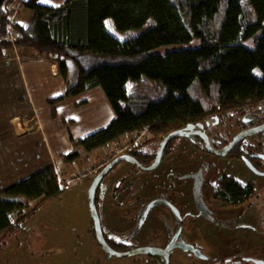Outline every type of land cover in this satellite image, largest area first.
Masks as SVG:
<instances>
[{"label":"trees","instance_id":"1","mask_svg":"<svg viewBox=\"0 0 264 264\" xmlns=\"http://www.w3.org/2000/svg\"><path fill=\"white\" fill-rule=\"evenodd\" d=\"M15 2L0 0V57L16 48L18 55L30 50L57 65L67 92L49 104L99 87L116 114L106 129L72 140L74 150L63 156L66 165L144 129L149 134L143 146L158 147L189 126L207 127L230 117L241 124L264 109V0H67L59 7L27 0L24 9L33 17L27 25L14 24L16 40L10 43ZM110 19L120 32L141 30L150 20L155 25L120 41L107 30ZM172 46L180 48L160 53ZM143 75L160 85L129 93L128 82ZM57 172L40 170L0 195V238L14 235L44 204L65 193ZM255 190L252 183L224 176L202 192L206 202L237 207L249 203ZM237 263L245 264H220Z\"/></svg>","mask_w":264,"mask_h":264},{"label":"rangeland","instance_id":"2","mask_svg":"<svg viewBox=\"0 0 264 264\" xmlns=\"http://www.w3.org/2000/svg\"><path fill=\"white\" fill-rule=\"evenodd\" d=\"M18 21L21 24L25 19L19 17ZM154 25L155 22L150 20L141 30L120 32L111 19L106 21L107 30L120 41L135 38ZM197 45L198 43H194L187 47ZM246 45L251 47V44ZM179 48L164 47L160 53ZM28 56L31 57L32 53ZM159 85L157 78L143 75L131 79L127 91L132 93ZM54 99L56 98L50 100ZM58 105L48 103L47 119L52 121L53 127L50 130L58 137H62L66 128L65 134L68 137L61 152V155L66 156L74 150L73 138H70V135L75 134L78 140L80 136H90L93 128L89 125L91 122L82 123V111L74 114V123L66 122L65 116L59 114ZM112 110L116 118L113 107ZM254 122L255 127L264 124V109ZM237 124V119L230 117L220 125H212L209 136L219 141L218 143L233 140L242 130ZM79 128L84 130L82 134H78ZM128 138L129 135L91 154L83 152L81 158L73 165H66L63 157H58V168H54L58 171L57 174L59 173V182L64 184L67 190L60 198L44 204L14 235L0 238V264H132L134 260L138 264L139 260L145 259L144 256L117 259L106 255L98 244L89 207V190L93 181L84 178L82 182H73L87 173L92 166L97 168L105 163L109 159L111 149L117 144L123 145ZM199 144L197 139L173 143L171 146L174 148V155L166 158L158 170L151 173L141 172L125 162L120 163L102 181L96 197L97 212L105 238L114 242L116 250L123 253L141 246L161 249L174 237L178 238L179 242L194 247L205 257L204 260L193 252L175 249L171 254V264H220L236 261L264 264V177L254 175L249 167L238 159L219 158L203 152L197 147ZM260 144H264V132L244 141L240 149L252 151ZM155 148V144L149 143L138 151L152 154ZM182 162H189L190 165L181 167ZM43 169L45 168L36 169L34 174ZM181 169L186 174L174 177ZM224 176L233 177L243 184L253 181L256 186L255 196L249 203L237 207H230L219 201L206 202L203 187L215 185ZM183 182H189L191 190L188 193L185 187V195L188 193L189 196L187 200L177 201V195L173 193L167 196L162 194L164 188H171L173 185L175 187V183L179 185ZM130 185L142 190L138 194L141 203L166 198L173 208L176 206L179 209L189 205V209L183 207L189 214L186 215V212L180 209L179 212L183 215L181 221L166 205L157 203V206L151 208L155 209L147 216L146 226L140 230L138 220L134 221L135 216H132L133 212L129 209L134 196H129L128 199L122 195L116 196L118 190ZM153 259L163 264L159 258Z\"/></svg>","mask_w":264,"mask_h":264},{"label":"crops","instance_id":"3","mask_svg":"<svg viewBox=\"0 0 264 264\" xmlns=\"http://www.w3.org/2000/svg\"><path fill=\"white\" fill-rule=\"evenodd\" d=\"M19 17L25 19L21 24L27 25L33 13L23 9L16 22H20ZM5 56L0 57V195L34 175L36 169L58 168L56 160L64 156L61 152L68 137L65 127L62 137L56 136L50 130L52 121L47 119L48 101L63 97L67 92L58 66L33 56L30 50L19 51L20 60L9 63L5 62ZM57 107L65 121L72 123L74 114L82 111V123H92L89 124L93 128L90 135L106 129L115 120L112 106L99 87L67 99ZM83 132L79 128L78 134ZM87 136L89 134L80 136L78 140ZM71 137L78 142L75 134Z\"/></svg>","mask_w":264,"mask_h":264},{"label":"flooded vegetation","instance_id":"4","mask_svg":"<svg viewBox=\"0 0 264 264\" xmlns=\"http://www.w3.org/2000/svg\"><path fill=\"white\" fill-rule=\"evenodd\" d=\"M262 113V112H261ZM260 113V114H261ZM259 115V114H258ZM258 115H256L254 118H249V119H244V120H241V124L239 123V121H238V119H237V121H238V128H240V127H242V130H241V132H243V131H246V130H249V129H252V128H256L255 127V122H254V119L256 118L257 119V117H258ZM244 121H246L247 123L246 124H243L244 123ZM256 121V120H255ZM224 121H222V122H220V123H216V125H220V124H222ZM212 125H214V127L216 126L215 124H213L212 122H209L208 123V125H207V127H204V126H202V129H203V131H205L206 132V134H207V136L209 137V140H210V143H211V146L215 149V150H217V151H220V150H222L223 148H225L232 140H229V141H224V142H222V143H218L219 141H217L216 139H211V137L209 136V133H211V128L213 127ZM264 125V124H263ZM194 127V126H193ZM200 127V126H199ZM199 127L198 128H195L194 127V129H197V130H199ZM209 131V132H208ZM257 136V135H256ZM252 138V137H251ZM194 139H197L199 142H200V144L197 146L199 149H201L203 152H205V153H207L206 152V150H205V148H204V144H203V142H202V140H201V138L200 137H198V136H191V137H189V138H180V139H175V140H173V141H171L167 146H166V148L164 149V152H163V156H162V160H161V162H160V165H159V167L161 166V164L163 163V161L166 159V158H169V157H171L172 155H174V148H172V144L173 143H175V142H178V141H180V140H187V141H193ZM234 139V138H233ZM249 139V138H248ZM248 139H245L244 141H246V140H248ZM148 139L146 138V140H145V142L147 141ZM212 140V141H211ZM244 141H242L234 150H233V152L231 153V154H229L228 156H226V157H233V156H235V154H239L240 156V159H238L240 162H243L244 164H246L248 167H249V169H250V171L254 174V175H256V176H259V178H262V177H264V144L262 145V144H260V145H258V147H256V148H254V150H252V151H248V150H242V149H240V147H241V145H242V143L244 142ZM143 143L141 146H139V147H137L135 150H133L132 152H129V153H127V154H124V155H126V156H130V157H133L138 163H139V165L141 166V167H143V168H149V167H151L152 165H153V163H154V161H155V158H156V153H157V150H158V148H159V145H158V147H156L155 148V150L153 151V153L152 154H147V153H140V151H138L139 150V148L140 147H142L144 144H146V143ZM190 143V142H189ZM219 146V147H218ZM182 148H183V146H182ZM154 154V155H153ZM208 154V153H207ZM124 155H121V156H124ZM210 155V154H209ZM214 156V155H213ZM120 157V156H119ZM217 157V156H216ZM116 158H118V157H116ZM116 158H113V159H108L105 163H103L100 167V170L96 173V175L91 179L92 181L102 172V170L106 167V166H108L113 160H115ZM225 158V157H224ZM234 158V157H233ZM236 159V158H235ZM174 161L176 162L177 161V156L174 158ZM124 163V162H123ZM125 163H128V162H125ZM185 162H182V166L181 167H185V166H189L190 164H189V162H186L185 164H184ZM128 164H130V165H132L135 169H137V170H139V171H141L137 166H135V165H133V164H131V163H128ZM119 165V164H118ZM117 165V166H118ZM117 166H115L112 170H111V172H113L114 171V169H116L117 168ZM158 167V168H159ZM158 168L156 169V170H158ZM155 170V171H156ZM182 170L183 169H181L179 172L177 171V173L176 174H174V177L176 176H182V175H185L186 173H184V172H182ZM155 171H153V172H155ZM110 172V173H111ZM142 172V171H141ZM109 173V174H110ZM145 173V172H144ZM108 174V175H109ZM107 175V176H108ZM106 176V177H107ZM173 182V181H172ZM102 183V182H101ZM249 183H252L254 186H255V184H254V182L253 181H249V182H247V183H245V185H247V184H249ZM176 185H178L177 183H175ZM243 184V183H242ZM101 185V184H100ZM176 185H175V187H174V185L171 187V188H167V189H163L162 191V194H164V196H165V194H166V196L167 195H169V194H171V193H173V195H177V201H179V200H184V199H188L189 198V196H188V193H190L191 192V190H190V186H189V182L188 183H186V182H183V183H180L179 185H178V187H176ZM186 185V186H185ZM100 187V186H99ZM99 187H98V189H99ZM185 187H186V189L188 190V193L185 195ZM255 188H256V186H255ZM140 191H142L141 189H136V186H134V185H130V186H128V187H126V188H121L120 190H118L117 192H116V196H119V195H122L123 197H125V198H129V196H134V201H132V202H130V207H129V209H130V211H132L133 212V215L132 216H135V219H134V221H136V220H138V225L140 226V230H142L145 226H146V224H147V216H148V214H150L151 212H152V210H154V209H152L151 210V208L152 207H155V206H157L158 204L157 203H160V204H163V205H166L167 207H168V209L170 210V211H172L173 212V215H175V217L177 218V219H181V221H183L182 219V217H183V215H182V212H186V215L187 214H189L187 211H185V209H189V205L188 206H183V207H180L179 209L175 206L174 208H173V206H171V204H169V203H171L168 199H166V198H164V199H157V200H154V201H152V200H147L146 202H144V203H141L140 202V199H141V197L140 196H138V194H140ZM97 193H98V191H97ZM255 194H256V190H255V193H254V196H255ZM135 196H137V197H135ZM96 197H97V195H96ZM152 201V202H151ZM215 201H219V202H222V201H220V200H215ZM181 209V213L179 212V210ZM145 213H146V216H145ZM191 216V215H190ZM102 232H103V230H102ZM103 236H104V234H103ZM104 239H105V241H106V243L108 244V246L113 250V251H115V252H117V253H120V254H124V253H131V252H135V251H137V250H140V249H144V248H150V249H160V248H156V247H140V248H137V249H135V250H131V251H128V252H119V251H117L116 250V244L114 243V242H111V241H108L106 238H105V236H104ZM178 245V244H182V245H184V246H189V245H186V244H183V243H181V242H179V240H178V238H174V237H171L170 238V241H169V243H168V245L167 246H164V247H162L161 249H166L168 246H170V245ZM100 246V245H99ZM101 247V246H100ZM190 247H192V246H190ZM177 249V248H176ZM179 249V248H178ZM193 249L195 250V248L193 247ZM175 250V249H174ZM173 250V251H174ZM181 250H184V249H181ZM172 251V252H173ZM172 252H171V254H172ZM187 252H190V251H187ZM108 257H111V256H109L108 254H106ZM140 256H144L145 257V259H142V260H139L138 262V264H160V263H158L156 260H154L153 258H159L160 259V261L162 260L163 261V264H166V260L163 258V257H159V256H149V255H136V256H133V257H129V258H117V259H132V258H136V257H140ZM112 258H115V257H112ZM170 260H171V256H170ZM258 263V262H257ZM132 264H137V262H135V260L133 261V263ZM171 264V263H170ZM238 264V263H237Z\"/></svg>","mask_w":264,"mask_h":264},{"label":"water","instance_id":"5","mask_svg":"<svg viewBox=\"0 0 264 264\" xmlns=\"http://www.w3.org/2000/svg\"><path fill=\"white\" fill-rule=\"evenodd\" d=\"M246 123L247 122L244 121L243 124H246ZM263 132H264V125L243 131L240 134H238L225 148H223L220 151H217L211 146L209 137L207 136L206 132L203 131L202 126L199 127V130L194 129L193 126H189L183 131H176V132L169 134L167 137H165L162 140V142L160 143L159 148L157 150L155 161H154L153 165L149 168L141 167L139 165V163L133 157L126 156V155L120 156V157L116 158L115 160H113L93 180L92 185H91L90 190H89V207H90V211H91V215H92V219H93V223H94V227H95V232H96L98 244L101 246V248L104 250V252L106 254H108L111 257H115V258H129V257H133L136 255L159 256V257H163L166 260V264H170L171 263V260H170L171 252L174 249L179 248V249H184V251L193 252L198 258L205 260V257H203L198 251L194 250L193 247H190V246L186 247L182 244L170 245L166 249L144 248V249L137 250L135 252L124 253V254H120V253L113 251L108 246V244L106 243V241L104 239L102 228H101V223H100V218H99V215L97 212L96 195H97L98 187L100 186L101 182L106 178V176L111 172V170L115 166H117L118 164L123 163V162L131 163V164L137 166L142 172H145V173H151V172L155 171L160 165L164 149L166 148V146L171 141H173L175 139L189 138V137L194 136V135L198 136L201 138V140L204 144V148L208 154L217 156L219 158H224V157L228 156L229 154H231L233 152V150L242 141H244L245 139L254 137L256 135L262 134ZM256 264H263V263H256Z\"/></svg>","mask_w":264,"mask_h":264},{"label":"built area","instance_id":"6","mask_svg":"<svg viewBox=\"0 0 264 264\" xmlns=\"http://www.w3.org/2000/svg\"><path fill=\"white\" fill-rule=\"evenodd\" d=\"M27 0H16V2L12 5L11 7V14H10V25H9V33H8V38H7V42L13 43L16 40V36L13 33V26L16 23V19L17 16L23 11L24 9V2H26ZM11 53H8L4 60L6 63H9L13 60H20L19 55L17 53L16 48H14V51ZM148 130L144 129L139 133L133 134V135H129L128 140L124 141L123 145L119 146L120 144L115 145L116 147H113L111 149V154L108 155L110 159L119 157L121 155L127 154L129 152H132L133 150H135L137 147L141 146L146 138L148 137ZM101 166V165H100ZM93 167L87 171V173H85L83 176L76 178L75 180H73V182H82L83 179L88 178V179H92L96 173L100 170L101 167Z\"/></svg>","mask_w":264,"mask_h":264},{"label":"bare ground","instance_id":"7","mask_svg":"<svg viewBox=\"0 0 264 264\" xmlns=\"http://www.w3.org/2000/svg\"><path fill=\"white\" fill-rule=\"evenodd\" d=\"M67 0H50L49 3H44L45 5L47 6H51V7H59L61 6L62 4H64Z\"/></svg>","mask_w":264,"mask_h":264},{"label":"snow or ice","instance_id":"8","mask_svg":"<svg viewBox=\"0 0 264 264\" xmlns=\"http://www.w3.org/2000/svg\"><path fill=\"white\" fill-rule=\"evenodd\" d=\"M42 2H44V3H49L50 0H42Z\"/></svg>","mask_w":264,"mask_h":264}]
</instances>
